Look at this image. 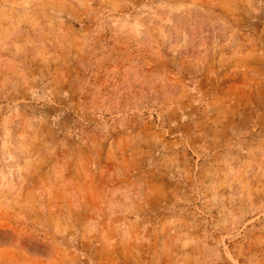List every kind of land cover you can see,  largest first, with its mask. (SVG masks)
I'll return each mask as SVG.
<instances>
[{"label": "rangeland", "instance_id": "374dc122", "mask_svg": "<svg viewBox=\"0 0 264 264\" xmlns=\"http://www.w3.org/2000/svg\"><path fill=\"white\" fill-rule=\"evenodd\" d=\"M0 264H264V0H0Z\"/></svg>", "mask_w": 264, "mask_h": 264}]
</instances>
